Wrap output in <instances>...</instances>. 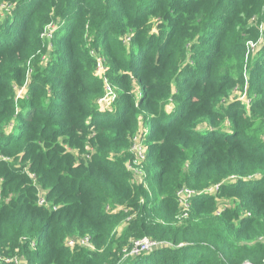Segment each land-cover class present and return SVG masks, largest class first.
I'll list each match as a JSON object with an SVG mask.
<instances>
[{
  "label": "trees",
  "instance_id": "trees-1",
  "mask_svg": "<svg viewBox=\"0 0 264 264\" xmlns=\"http://www.w3.org/2000/svg\"><path fill=\"white\" fill-rule=\"evenodd\" d=\"M8 1L14 3L8 13L12 18L0 27V127L15 114L24 125L14 138L0 133V155L15 163L0 160V264L15 255L22 264H264V242H256L264 239V142L260 136L264 86L255 91L257 105L249 109L252 122L246 125L235 105L224 111L210 107L218 103L220 94L208 93V88L217 83L222 87L224 78L205 68L206 62L221 55L232 64L237 60L224 54L227 30L236 17L255 18V38L264 35L259 30L264 26V0ZM8 1L0 0V4ZM154 16L167 24L163 38L147 35V20ZM198 18L205 24V35L193 45L195 65L184 69L207 71L190 79L194 95L200 88L207 93L201 104H192L198 119L176 97L171 98L179 111L172 116L161 114L158 103L168 98L172 84L177 86L184 79L176 72L190 41L184 24ZM50 24L56 27L51 41L58 42V50L51 55L54 72L33 77L20 114L13 102V85L22 83L23 65L42 46L39 37ZM86 30L94 49L107 59L106 78L122 91L111 118L95 108L103 84L90 78L93 61L84 45ZM182 36L173 56V72L164 76L169 52ZM255 66L264 80V58L259 57ZM129 77L139 82L144 94L136 105ZM48 84L55 100L42 108L40 101L46 95L42 88ZM142 111L151 115L145 119L152 127L146 171L157 169L146 177V186L131 182L121 160L108 158L110 152L127 145ZM88 118L93 120L90 127L98 131L100 147L91 160L82 161L67 153L58 138L74 139L77 131L85 132ZM214 118L230 119L231 128L223 131V123L213 122L218 132L197 129ZM26 172L36 176L48 205L56 210L37 206V192ZM254 173L260 177L257 185L254 179L246 180ZM210 187L215 188L212 194ZM183 188L194 192L189 214L172 224L179 208L176 193ZM215 194L234 198V210L214 216ZM116 208L117 212L107 211ZM135 211L136 218L114 240L111 233L116 225L126 212ZM86 236L96 252L65 246L67 239ZM142 239L160 248L126 257L124 251Z\"/></svg>",
  "mask_w": 264,
  "mask_h": 264
},
{
  "label": "rangeland",
  "instance_id": "rangeland-1",
  "mask_svg": "<svg viewBox=\"0 0 264 264\" xmlns=\"http://www.w3.org/2000/svg\"><path fill=\"white\" fill-rule=\"evenodd\" d=\"M8 1V0H7ZM8 5L14 4L13 1H8ZM43 4V3H42ZM10 12V11H9ZM8 11L0 9V27L2 25H6L9 20H11L12 16L9 15ZM57 25L60 23V20L56 18L54 21ZM148 36L163 38L166 36V30L168 29L167 24L164 20L158 18V17H150L148 20ZM204 22L198 18L193 19L190 21H186L184 24V31L186 32L187 36L189 37L190 41L186 46L184 47L183 52H185V59L178 63V67L176 68V72L179 75H184V79L181 83H178L177 86H174L173 84L170 87V93L167 99H164L160 101L158 104L162 107L161 114H166L167 116H172L173 114L177 113L179 110V107L174 103L171 97H176L177 101H181L185 104V111L191 110V114L196 117V120L198 119L197 114L195 113L196 106L193 108L192 104H201V98L205 96L207 93L205 92V88H200L198 91H196L194 95V87L193 81H191V78H194L198 76V74L202 73L205 74L207 69H214L216 76L220 75V77L224 78V81H221V86L219 88V83H217L216 86L212 88H208V93H217L219 92L220 97L219 101L216 104L210 103V107L212 109H218L221 111H224L228 109L229 105H235L236 112H242L243 120L246 125H249L247 121H251L252 119L249 114V109L254 108L257 103L255 99V91L258 90V87L264 86V80H262L259 76L258 68L255 66L256 63H258L259 57L264 58L263 52L264 50V35L258 40V36L255 38L254 30L256 31L258 29L257 26V20L254 19H246L242 16H238L235 18V20L232 22V24L228 28V36L227 39L229 40V43L227 45L225 44L224 47V54L227 57H233L236 56L237 60L234 61L235 63L232 64L229 59H225L223 55L219 57H215L213 61L206 62V70L197 72V70H186L188 66L190 68H193L195 65V62L193 60V57H191L192 48L193 45H196L199 43L201 36L203 37L205 35L204 33ZM251 31L249 34H243L244 31ZM261 32L264 30V26L261 25L260 29ZM1 32V31H0ZM88 30H86V35L84 36L85 40V47L88 50V57L93 61V67L91 69L90 78L91 80H100L103 84V92L100 97H98L95 101V108L96 110L101 114H107L108 118L114 117L115 115H111L110 113L115 112V103L117 97L122 93V91L116 87L113 86L107 76V69L109 66L107 65V59H105L99 51L95 50L92 46L93 37L88 34ZM40 40L42 41V46L39 47V49L31 54L26 63H24L25 68V78H23L21 84H14L13 88V102L14 105L18 108L16 112L18 111L20 113L21 105H24L27 101L25 99V94L27 90V86L29 85L30 81L33 79V77L37 73L41 72H48L50 75H53L54 72V66H53V58L52 53L58 50V42L56 40L55 42L51 41L49 44L45 43L40 35ZM129 37H125V43L124 47H126V51H128V47L130 46V40ZM183 36L179 39V41L173 46L172 50L169 52V66L165 64V67L163 70V75L166 76L169 72L171 74L173 72L174 66H173V56L178 52V46L182 44ZM46 42H49L48 39H46ZM124 40V39H122ZM215 42V40L213 41ZM233 42V43H232ZM174 43V41H173ZM215 48V46H213ZM130 50V49H129ZM51 58L53 59L51 62ZM102 68V70H101ZM130 80V94L133 96V102L134 105L137 104V101H139V96L141 97L144 95L140 91V84L134 77H129ZM191 81V82H190ZM107 82V83H106ZM54 80L50 79L49 84H53ZM106 83V84H105ZM49 84L45 85L42 90L43 93H46L44 98L41 99V107L45 108L48 103H52L55 99L52 94H50L49 90ZM106 85L110 86L113 92V96H115V99L113 102H102L106 101L108 98H106V94L104 92V89ZM161 87H158L160 89ZM23 89V93L20 94L19 90ZM193 96H196L193 99ZM198 98V99H197ZM189 99V100H188ZM21 114V113H20ZM145 116H151L147 112L142 111L141 114L137 115V128L135 132L128 136L127 145L125 147H121L116 151H112L109 153L108 158L112 161L118 159L121 160L123 163H126L131 160V153H130V146L131 142L133 141L134 137H137L139 134H141L144 130L147 132V138L148 134L151 131V126H149L148 122L145 119ZM159 116V115H158ZM155 117V116H154ZM152 117V118H154ZM90 118V117H89ZM86 119L85 124L89 127H87L86 131H77L74 139H66L63 137L58 138V143L61 144L64 148V150L67 153H70L73 155L77 160H88L92 159L91 156L97 153L98 148L100 147V144L97 140V129L94 127H90V123L93 122L91 119ZM147 118V117H146ZM172 118V117H170ZM169 118V119H170ZM215 121H209L202 123L200 126L197 127L198 130H201L200 128L210 129V130H216L218 132L220 129L215 127L213 122L216 123H223V131L229 130L231 127L229 126V120L225 118L223 121H219L218 119L214 118ZM24 125V122L22 121V117L20 115L15 114L14 117H11L6 123L1 125L0 127V133L7 136L8 139L14 138L17 135H20L22 130L19 129L20 126ZM264 130V127L261 128V130ZM260 130V131H261ZM260 131L256 132L257 135L260 134ZM199 132V131H198ZM259 136V135H258ZM261 139L262 142H264V131L261 133ZM50 134L48 133L46 135V138H49ZM147 141L146 139V145ZM14 143V140L12 141V144ZM8 160L14 163L13 159L10 158V160L7 157H2L0 155V160ZM15 164V163H14ZM17 166H19L21 163L17 162ZM147 163L143 166V176L141 179H133L131 178V181H133L135 184L143 183L145 186L146 183V177L151 174H153L154 171L157 169H147ZM260 177L258 175L252 174L249 176V178H246V180L254 179L255 182L253 185H257L258 179ZM232 178H229L228 181H231ZM39 187H41L38 184ZM211 194L214 192V188L210 187L207 189ZM214 203H215V211L214 216L219 215L221 212L225 211H233L234 210V198H226L225 196H221L219 194H215L214 197ZM178 208V207H177ZM119 208H116L114 212H117ZM113 212V211H112ZM126 217L114 228L111 235L114 237V240H117L122 233L125 232V230L128 228V226L132 223L134 218L137 216V212L134 213H125ZM180 215L179 208L176 209V212L174 214V219L172 224H174L175 219L176 223L178 222V217ZM76 238V239H75ZM77 240L80 239L79 237H72L69 240ZM68 240V239H67ZM257 243L264 242L263 238H258L256 240ZM34 249V248H33ZM78 249H82L89 252H96L95 244H92L91 241ZM16 256V255H15ZM121 258V254L118 255ZM0 258H2V255H0ZM1 261V260H0ZM24 264V263H23Z\"/></svg>",
  "mask_w": 264,
  "mask_h": 264
},
{
  "label": "built area",
  "instance_id": "built-area-1",
  "mask_svg": "<svg viewBox=\"0 0 264 264\" xmlns=\"http://www.w3.org/2000/svg\"><path fill=\"white\" fill-rule=\"evenodd\" d=\"M0 9L6 10V11H10L11 9V5H8L7 3H3L0 4ZM55 26L54 25H49L48 28L46 29V31L44 32V34L41 35L43 41L47 44H49L52 40V34L53 31L55 30ZM48 39L49 42H46L45 40ZM102 70V68H101ZM107 83V82H106ZM105 83V84H106ZM104 92L106 94V98H108L106 101H102V102H113L115 99V96H113V92L110 86L106 85ZM19 93L22 94L23 93V89L19 90ZM146 139H147V132H145V130L139 134L137 137L133 138V141L131 142V146H130V153H131V160L125 163V169L127 170V172H129L131 178L135 179H141V177L143 176V166L146 164V155H147V145H146ZM25 171V169H24ZM26 174L28 175V177L30 178L33 186L36 189L37 192V206L38 207H42V208H47L50 210H56L57 207L54 206H50L48 205L46 198H45V191L38 186V181L37 178L34 174H31L29 172H26ZM132 183H134L133 181H131ZM215 189V188H214ZM194 195V192L192 190L183 188L177 191L176 193V199H177V203H178V207L180 210V215L178 217V223L182 222L183 220H185L188 217L189 214V204H190V198ZM109 212L114 213V210H108ZM76 239V238H75ZM66 240L65 242V246L68 248H80L83 247L85 245H87L90 241L89 238L86 237H80V239L77 240ZM31 248H34V245L31 244ZM160 248V245L158 243L153 242L152 240L149 239H142L138 242H135L133 244V246L130 247V249L125 250V256H129V257H134L139 255L140 253H144V252H149L155 249ZM0 260L2 261L3 259L0 258ZM4 261L7 264H22V260L18 259L16 256L13 257H9V258H4Z\"/></svg>",
  "mask_w": 264,
  "mask_h": 264
}]
</instances>
